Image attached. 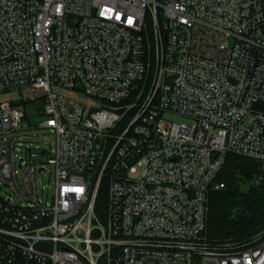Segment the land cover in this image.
Returning <instances> with one entry per match:
<instances>
[{
	"label": "built area",
	"instance_id": "obj_1",
	"mask_svg": "<svg viewBox=\"0 0 264 264\" xmlns=\"http://www.w3.org/2000/svg\"><path fill=\"white\" fill-rule=\"evenodd\" d=\"M6 94L0 264H264L207 236L228 155L264 182V0H0Z\"/></svg>",
	"mask_w": 264,
	"mask_h": 264
},
{
	"label": "trees",
	"instance_id": "obj_2",
	"mask_svg": "<svg viewBox=\"0 0 264 264\" xmlns=\"http://www.w3.org/2000/svg\"><path fill=\"white\" fill-rule=\"evenodd\" d=\"M260 171L253 160L228 155L218 178L226 187L209 195L207 236L213 246L241 250L264 231V182L253 183Z\"/></svg>",
	"mask_w": 264,
	"mask_h": 264
},
{
	"label": "rangeland",
	"instance_id": "obj_3",
	"mask_svg": "<svg viewBox=\"0 0 264 264\" xmlns=\"http://www.w3.org/2000/svg\"><path fill=\"white\" fill-rule=\"evenodd\" d=\"M36 96L40 97L42 96L41 92H37ZM79 99L82 102H87V98L84 94L77 95ZM6 100H17V96L14 94H6V95H0V102H4ZM39 105V104H35ZM34 104L28 103L26 105V109L28 110L29 116L28 120L30 122L31 126H34L35 129H32L31 131H27V139H29L31 142H33L34 147H47V148H53L54 147V137L53 134L50 132V130L46 129H39L38 123L42 120L41 114L39 113V108L37 109ZM36 116V117H35ZM168 119L172 121L182 122L186 121L185 117L183 116H176V117H168ZM48 166V165H45ZM23 178V171L20 170V180ZM53 180L54 176L51 172L50 168H46V170L42 173L37 175V188L39 190L40 196L43 195H49V198L51 199L54 193V186H53ZM243 183H245L243 181ZM245 185H242L243 188H245ZM8 188L1 182L0 180V195L4 198L8 195Z\"/></svg>",
	"mask_w": 264,
	"mask_h": 264
}]
</instances>
